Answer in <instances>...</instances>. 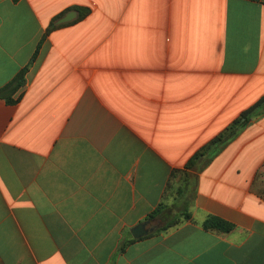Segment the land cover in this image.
Segmentation results:
<instances>
[{"label": "crops", "instance_id": "crops-1", "mask_svg": "<svg viewBox=\"0 0 264 264\" xmlns=\"http://www.w3.org/2000/svg\"><path fill=\"white\" fill-rule=\"evenodd\" d=\"M21 71L0 94V264H264V106L185 170L264 97V0H0V90Z\"/></svg>", "mask_w": 264, "mask_h": 264}, {"label": "trees", "instance_id": "trees-1", "mask_svg": "<svg viewBox=\"0 0 264 264\" xmlns=\"http://www.w3.org/2000/svg\"><path fill=\"white\" fill-rule=\"evenodd\" d=\"M78 10V9H75ZM80 12V17L79 19L87 16L89 14V12L87 10H79ZM64 14H62L61 16H63ZM60 16V17H61ZM59 17V18H60ZM57 19H55L56 21ZM55 21H53V23L51 24V30H54L57 28V26L55 25ZM25 71H21L19 73V75L10 83H8L7 86H5L3 89L1 88L0 90V94L3 91H6L7 89H10L12 86L14 87V90H16L17 88H20L23 86V84L25 83ZM264 106V97L261 98V100L259 102H257L254 106H252L251 108H249L248 110H246L245 112H243V114H241V116L234 121V123L224 132L222 133L220 136L216 137L214 140H212V142L207 145L205 148H203L201 151H199L198 153L195 154V156L187 163V165L185 166V170H190L192 169V167H195L196 164L199 162V159L206 154L210 148H212L213 146L216 145H221V144H225L228 141H230L232 138L235 137L236 132L241 129L242 127H244L250 120H251V115H253L259 108ZM181 174V173H180ZM176 176V173L173 174V177ZM162 211V206L161 208H159L158 210H156L155 212H153V214H151V218H154L157 215H160ZM185 219H189L190 216L188 214H185ZM181 222L180 219L174 220L172 222H170L166 228H170L173 226L178 225ZM203 227L205 230H220V231H224V232H230L231 230H233V225L225 222L224 220L220 219V218H210L207 221L204 222Z\"/></svg>", "mask_w": 264, "mask_h": 264}, {"label": "rangeland", "instance_id": "rangeland-1", "mask_svg": "<svg viewBox=\"0 0 264 264\" xmlns=\"http://www.w3.org/2000/svg\"><path fill=\"white\" fill-rule=\"evenodd\" d=\"M212 151H214V150H212ZM211 151V152H212ZM203 166V162H201L199 165H198V167L197 168H200V167H202ZM183 178V182H185L186 183V180H187V175H185V174H182V177H181V179ZM185 183L183 184V186H181L180 187V190H179V194L180 195H183V194H186L187 195V192L185 193V189H186V185H185ZM191 184H192V181H191ZM184 200H185V198L183 199V200H181V201H179L177 204H175L174 206H169V207H166V208H164V210H163V213H162V215H163V218H164V221L166 222V223H170V222H172V221H174V220H177V219H182V218H185L184 216H185V214L186 213H177L178 212V206H180V208L182 207V205H183V203H184ZM181 222H182V220H181Z\"/></svg>", "mask_w": 264, "mask_h": 264}, {"label": "water", "instance_id": "water-1", "mask_svg": "<svg viewBox=\"0 0 264 264\" xmlns=\"http://www.w3.org/2000/svg\"><path fill=\"white\" fill-rule=\"evenodd\" d=\"M75 18V13L68 14L65 18L61 20L60 23H67L72 21ZM152 223L150 221L143 222L137 225L135 228L132 229L131 233L135 239H139L145 235H148L150 232L153 231L151 228Z\"/></svg>", "mask_w": 264, "mask_h": 264}]
</instances>
